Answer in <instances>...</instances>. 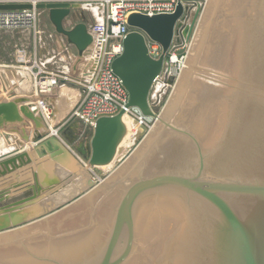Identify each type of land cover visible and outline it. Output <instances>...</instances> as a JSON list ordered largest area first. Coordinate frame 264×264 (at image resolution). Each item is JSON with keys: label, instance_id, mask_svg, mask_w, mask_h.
Instances as JSON below:
<instances>
[{"label": "water", "instance_id": "95a60500", "mask_svg": "<svg viewBox=\"0 0 264 264\" xmlns=\"http://www.w3.org/2000/svg\"><path fill=\"white\" fill-rule=\"evenodd\" d=\"M74 1L7 0L0 10L46 11L60 48L82 57L93 41L92 24L67 25ZM188 10L178 1L171 13L127 17L131 30L111 64L127 92V108L158 117L150 93L173 43L192 33L199 7L185 24ZM148 39L161 46L159 57L149 54ZM255 85L249 119L227 154L204 156L160 116L128 160L92 191V169L113 160L125 134L124 110L96 119L83 164L50 134L37 111L0 89V129L12 125L20 137L17 125L27 126L37 143L0 161V187L26 173L18 169L27 165L39 180L40 165L56 155L73 162L65 176L48 184L39 180L42 194L10 201L34 186L0 190V233L46 217L88 191L48 218L0 234V264H264V58ZM51 142L55 149L45 151ZM70 188L63 200L48 203ZM30 207L34 211L26 213Z\"/></svg>", "mask_w": 264, "mask_h": 264}, {"label": "rangeland", "instance_id": "374dc122", "mask_svg": "<svg viewBox=\"0 0 264 264\" xmlns=\"http://www.w3.org/2000/svg\"><path fill=\"white\" fill-rule=\"evenodd\" d=\"M1 1L5 2L7 0H0V2ZM210 1L211 0H184V4L189 7V10L186 13V17L183 21V23H185V24H189L191 22V19L194 15V12L199 7V11H198V14H197L194 26H193L192 33L188 39L189 47L185 48L184 53L182 54V57L179 55V56L175 57V59H173V56L174 55L176 56L177 54H175L173 52V50L171 49L169 54H167L166 65L164 67V70H163L162 74L160 75V77L157 79V81L154 83L152 90H151V93H150V104H151V107L154 110V112L158 115V117L161 116L177 132H179L189 143H191L198 151L203 150V148H204L203 147L204 146L203 141L205 140L206 135L210 134V133H213V135L215 134V131L213 132V130H211L209 128L210 127L209 125L213 124L214 120L216 121V123L221 122V120H218V122H217L216 118H219V117L221 118L222 116L226 115L227 110H228L229 105H230V103H229L230 99L234 95V93H231L229 98H228V90H229V87H231L232 83H235L236 80L238 83V80L240 79V75H241V71H242L241 70V67H242V64H241L242 49L245 45V41L247 42L246 36H248V34H249V32L246 29H249V31H251V19H252L251 17L252 16H250V15H252L251 10H253L251 6H253L252 4L255 3L256 0H253V1L252 0H248V1L246 0L247 3H246V1L244 2V0H239V3H237V4L240 5V3H241V5H240L241 7L238 5L239 6L238 10H237V8H235V7H237L236 5H234L233 7H230L229 4L231 2H229V0H227L229 4L227 3V1H225V3H223L224 0H214V4L213 5L211 4V6L209 5ZM99 2H100L99 0H88V1L87 0H75L74 1L75 6L72 9L71 16L68 18L67 22L68 23L75 22V20L77 18H79L81 15H83L85 18H87L89 16H93V15H95V13H94L95 9H97V11L99 13V11L102 9V6H103L102 2H100V3ZM243 2L246 3L245 6L243 5L244 4ZM226 5H228V6H226ZM209 6L211 9L208 10ZM242 6H244L245 8H243ZM95 7H97V8H95ZM228 7H230V8H228ZM233 8H235V9H233ZM246 8H248V9H246ZM236 10H237V12L235 15ZM41 11L42 10H39V12H41ZM104 11H105V6H104ZM248 11L250 12L249 15H248ZM43 12H45V11H43ZM241 12L242 13L244 12V13L242 14ZM221 13H223V14H221ZM240 13L243 16H241ZM230 14L231 15L234 14V15L231 16ZM225 15H226V17H225ZM40 16L47 17L46 13L41 14ZM235 16H237V17H235ZM223 17H225L224 18L225 20L222 19ZM244 17L246 19H244ZM218 18H220L219 21L221 20L220 23H222V25L224 23L225 27L230 28V26H231L230 30L231 29L233 30V32H232L233 35H231L232 36L231 38L234 40V41L233 40L230 41L232 44L231 46H230V44H227V42L228 43H230V42L228 41V39L226 40V38L224 39L226 42L221 41V40L219 41V43H222L221 49H222V47L224 48V46H225V48L223 49L225 53L222 52V54L225 57L224 59H226V61L224 63L226 65L222 64V66H217V65H214L213 63L209 64V62H206V61L200 62L201 60L198 61L196 56L194 54H191L193 41H195V42H193V45L199 44L200 42L205 43V42H207V39L208 40L210 39L211 41L213 40V42H214V40H215L214 37H216L215 36L216 33H214V34L212 33V35L211 34L209 35L208 32L210 30L211 31L213 30L212 26L215 25L216 20H218ZM248 18H250V20ZM231 19H234V20H231ZM243 19L245 22L242 21ZM227 20H230V21L227 22ZM235 20H238V21H236V24H235ZM205 22H207V23H205ZM212 22H214V23H212ZM247 22H248V24H247ZM237 23H239V24H237ZM226 24H229V25H226ZM245 25H246V27H245ZM37 29H38V24H37L35 30H32V29H29V30H31L32 33L34 34L37 31ZM207 29L209 30L208 32H207ZM3 30H15L16 31V30H28V29H24V28H22V29H0V31H3ZM200 30L201 31L204 30V31L201 32ZM205 30H206V32H205ZM247 32H248V34H247ZM223 33H224V31H223ZM221 34H222V32H220V35ZM222 35H225V34H222ZM197 38L200 40H198ZM58 43L55 45V49L57 52L59 51V54H60L57 58L58 62L61 65L60 67L62 68V69H60L61 70L60 72L47 71L40 64V62L38 61V59L35 55L31 56L30 58H27V55L25 54V52L23 50H21L19 54L17 53V56H16L17 62H14L13 64H11L13 66L12 67L13 72L11 74L6 76L5 72H4L5 70L3 67L4 65H2L0 63V86L6 92L5 95L8 96L9 98H11V99L13 98L16 100H22L29 105L33 104L34 110H36L38 112V114L42 117L46 127H48V129H50L49 132H54V134H51V133L50 134L55 136L58 139L61 138L62 141H64L65 146L69 148V150L76 157V159L79 162L85 164L87 162L89 152H90L89 141H90V137H91V133H92V127L85 125L84 123H82L81 121H79L77 119H69V115L73 111L75 105L71 108L70 112L68 113L66 118H64L63 120L58 121V120L53 119V117H52L53 113L52 112L55 108V106H54L55 104L53 102H51L50 99L48 100V98H49L48 92H50V90L52 88L58 86L60 84V81L57 80V82L54 85L49 86V87H45V88H42L39 84L41 81L40 77H45V76L50 77L51 74H53V75H59L60 78H62L64 80V83L68 85L69 90L75 89L79 84H82L83 82L75 79V77L72 75L85 76L84 75L85 73H89V72L91 73L93 71V67L95 64V58L92 57L91 55H87V54L85 55V51L91 45L84 51V53L82 55L83 57L81 58V60H79L80 57L77 56V53L73 48L71 49L70 52H68L66 50H63L62 48L60 49L61 46H59ZM179 43L180 42H175L176 45L173 47V49H178L177 46ZM226 44L229 47H227ZM90 49L92 50V46ZM231 49H232V52H231L232 55H231V60L228 64V69H229L228 70L227 69V62H228L227 60H228V57L230 54H228L227 52H230L229 50H231ZM219 54H218V57L220 58L222 56V54H221V56H219ZM0 56H1L2 60H5V58L8 59L7 54L4 51L0 50ZM181 61L182 62L187 61L186 65L188 64V61L190 62L189 63L190 64L189 70L187 72L183 73V77L185 74L190 73V75H189L190 77H188V75H185L186 76L185 78H187V79H185V81L183 82V84L185 83L184 85L183 84L181 85V83H179V84L176 83L179 79L178 76H181L182 72H183L182 71L180 75L178 74V72H180L179 66L182 65ZM216 66H217V68H215ZM185 68H186V66H185ZM185 68H184V70H185ZM212 68H214V69H212ZM208 70H209V72H208ZM230 70H231V72H230ZM192 76L196 79V81L191 82ZM13 78L16 80L15 82H14ZM206 82L208 84H210L211 86L213 84H216L217 89L219 88L218 91H220V89H224V90H222V92L225 96L222 95V92H221V94L219 93L220 95H222V99L220 98L221 100L219 101L218 98L215 99V97H214L215 92H214L211 100H213V99H215V100H213V103L211 105L209 104L210 108H211V106H212V108L207 109L210 112L207 110H206L207 112L202 110L200 112L201 115L199 116V114L197 115L196 111H194V110H198V108H199V107H196L199 104L198 102H200V100L198 98V97H200L199 94L201 95L200 98H202V96L204 94H206V93H203V89H205V87H203V86L208 85ZM176 84H177V87L175 88ZM193 84H198V85L196 86ZM200 84L202 85V88H201ZM187 85H189V86H187ZM216 85H214V89H215ZM190 86H192L194 90L192 88H189ZM174 88H175V90H174ZM186 88H188V89H186ZM185 89H186V91H185ZM195 89H198V90H195ZM200 89H202V90H200ZM214 89H212V90H214ZM191 91L194 92V94L197 92L198 96H195L196 94L194 95ZM198 91H199V93H198ZM201 92L203 93V95ZM55 93L56 94L59 93L60 96H62V94H63V93H61V90H59V89L55 90ZM68 93H70V91H66L65 94H68ZM190 93L192 96L190 95ZM208 95H210L209 97L212 96V94H209V93H208ZM220 95H219V97H221ZM189 97L191 99H189ZM226 97L228 98V100ZM222 101H223V103H222ZM220 102L222 103L221 105H220ZM215 103L217 105L219 103V107ZM183 104L189 105V107L184 105V107L182 108ZM200 104H201V102H200ZM227 104H228V106H227ZM193 105L195 106V109L192 111V109L194 108ZM221 106H223V107L221 108ZM216 108L218 111H216ZM169 109H170V111H169L170 114L168 113ZM182 110H185V111L182 112ZM187 110H188L189 115L186 113ZM166 111H167V114H164V113H166ZM215 112H219L220 115L218 114L216 116L217 113H215ZM212 113H215V114H212ZM190 114L192 115V117ZM202 114H204V116ZM184 115L186 117H188V120L190 122L187 121V119ZM183 116H184V118H183ZM49 117H51V118H49ZM214 117H215V119H214ZM190 118H191V120H190ZM211 119H213V120H211ZM74 120L80 122L82 127L80 128L79 132L77 131V133H75V132L71 131V133H70V130H71L70 125ZM156 121H157V119H155V118L146 117L145 124H143L142 122H139V121L131 118V116H128L127 114H125V117L123 118V123H124L125 128H126L125 134H124L122 140L120 141V143L118 145V149H117V152H116L113 160L107 165L98 166L96 169H92V173H93L94 180H95V185L97 184L95 187H98L104 180H106L112 173H114L120 166H122L128 160V158L140 146V143L143 142V139L150 132V130H151V128H149L150 125H154L156 123ZM137 122L140 123V126L138 128L135 127ZM205 122H206V124H205ZM194 123H195V126H197V124L199 123L197 126V128L198 127L199 128L197 130H196V127L193 128ZM200 123H201V125H200ZM18 126H22L23 129L25 130L23 125H17V127ZM191 126L193 129H190ZM207 129H209L210 131L207 132L208 131ZM199 131H201L203 133V135ZM204 132L206 133V135ZM208 136H210V135H207V137ZM199 137H201L200 140H199ZM202 137L204 140L202 139ZM23 140L25 142L27 141L26 146H29V147L33 143L32 140H29V137H26ZM26 146H24V147L26 148ZM199 152L201 153V151H199ZM47 154L49 155L50 152ZM49 163L50 162H46L43 164L48 165ZM71 167L72 168H68L69 169L68 170V169H66L67 166H65L66 170H64V168L61 170L62 172H64L63 173L64 176L67 173H69L71 171V169H73V163L71 164ZM41 172H43V171H41ZM42 176L43 175L41 174V178H42ZM61 176H62V174L61 175L59 174V177H61ZM41 178L39 180H41ZM47 178L51 179L54 177L49 176ZM39 180H38V186L41 187ZM41 182H42V180H41ZM78 182H79V180H78ZM75 186H77L79 189L78 184ZM94 188H92V190ZM73 190H74V188H70V191L73 192ZM70 191H69V194L71 193ZM66 192H68V191H65L64 193H66ZM86 192H88V191H86ZM86 192H82L80 195L74 197V199L69 201L68 202L69 204L66 206H70L71 204L75 203L77 200H79L80 198L85 196ZM54 197L55 196H53L51 198H54ZM65 197H67V195ZM59 200H63V198L58 199L57 201H59ZM55 201H53V202H55ZM49 204H51V201ZM30 208H32V207H30ZM59 210H62V208H60ZM59 210L57 212H59ZM41 219L42 218H39V219L38 218L31 219L30 218V220L27 221L26 223H24V225L22 224L21 227L13 228L9 231L26 227L28 225L33 224V221L36 222V221L41 220ZM9 231H5V232H9ZM5 232H2V233H5ZM2 233H0V234H2Z\"/></svg>", "mask_w": 264, "mask_h": 264}, {"label": "bare ground", "instance_id": "6f19581e", "mask_svg": "<svg viewBox=\"0 0 264 264\" xmlns=\"http://www.w3.org/2000/svg\"><path fill=\"white\" fill-rule=\"evenodd\" d=\"M23 1V0H22ZM101 1V0H100ZM225 1H227V0H224V2L223 3H225ZM246 0H244V2H245ZM248 1V0H247ZM247 1H246V3H247ZM253 1V0H252ZM229 2H231L230 4L228 3V1H227V3L230 5V7H233L234 5H236L237 7H235V8H237V10H238V8H239V6L241 5V3H240V5L239 4H237V3H239V0H229ZM241 2V1H240ZM243 2V3H244ZM222 3V4H223ZM242 3V4H243ZM246 3H244L243 5L245 6V4ZM103 4V3H102ZM211 4L213 5L214 4V0H211L210 1V6H211ZM224 5V4H223ZM239 5V6H238ZM253 6H251L252 7V9L253 10H251V12H252V15H250V16H252L251 18V31H249V29H246L248 32H249V34H248V32H247V34H248V36H246L247 37V42L245 41V45H244V47H243V49H242V60H241V64H242V67H241V75H240V79L238 80V83H237V80H236V82L235 83H232V85H231V87H229V90H228V98H229V96H230V94L231 93H234V95L232 96V98L230 99V105H229V108H228V110H227V113H226V115L225 116H222L221 118L219 117V118H216L217 119V122H218V120H221V122L220 123H216V121L214 120V122H213V124H210L209 126V128L211 129V130H213V132L215 131V134L213 135V133H210V134H207V135H210V136H208L207 137V135H206V131L204 132L205 133V135H206V138H205V140L203 139V137H202V139L204 140H202L203 141V150H199V151H201V154H203L204 156H213V155H220V154H227L229 151H230V149H231V147L233 146V144H234V142L236 141V139H237V137L239 136V134H240V132L242 131V129H243V127L245 126V124H246V122L248 121V119H249V113H250V111H251V109H252V103H253V97H254V93L257 91L256 90V85H255V81H256V78H257V76H258V74L260 73V71H261V69H262V63H263V58H264V0H256L255 1V3H253L252 4ZM97 6V5H96ZM210 6H209V8H208V10L209 9H211L210 8ZM226 6H228V5H226ZM244 6H242L243 8H245ZM248 6V5H247ZM230 7H228V8H230ZM241 7V6H240ZM95 8H97V7H95ZM227 8V7H226ZM235 8H233V9H235ZM196 9V8H195ZM220 9V8H219ZM246 9H248V8H246ZM226 10V9H225ZM237 10L235 11V15H236V12H237ZM243 10V9H242ZM101 11V10H100ZM99 11V13H101ZM216 11V10H215ZM221 11V10H220ZM234 11V10H233ZM245 11V10H244ZM230 12V11H229ZM94 13L95 14H99L98 13V11H97V9H95V11H94ZM211 13V12H210ZM242 13V12H241ZM241 13H240V15H241ZM244 13V12H243ZM242 13V14H243ZM221 14H223V13H221ZM247 14V13H246ZM245 14V15H246ZM250 14V12L248 11V15ZM227 15V14H226ZM226 15H225V17H226ZM231 15V14H230ZM234 15V14H233ZM233 15H231V16H233ZM216 16V15H215ZM230 16V17H231ZM241 16H243V15H241ZM247 16V15H246ZM101 17V16H100ZM221 17V16H220ZM225 17H223L222 19H224ZM235 17H237V16H235ZM248 17V16H247ZM217 18V17H216ZM240 18V17H239ZM100 19V18H99ZM219 19L220 18H218V20H216V23H215V25H213L212 27V31L210 30H208L207 29V32L209 33V35L211 34L212 35V33L214 34V33H216L215 34V36L216 37H214V42H213V40L211 41L210 39L208 40L207 39V42H205V43H201L200 41V43L199 44H194L193 45V42H195V41H193L192 42V53L191 54H194L195 56H196V58H197V60L199 61V60H201L200 62H202V61H206V62H209V64L210 63H213L214 65H217V66H222V64H224L225 63V61H226V59H224L225 57H224V55L222 54V52L223 53H225L224 52V48H225V46H224V48L222 47V49H221V44L222 43H219V41L221 40V41H225L224 39L226 38V40L228 39V41L230 42L231 40H233L231 37V35H233V30L231 29L230 30V28H231V26H230V28H228V27H225V25H224V23H223V25H222V23H220V21H219ZM235 19V18H234ZM234 19H231V20H234ZM244 19H246L245 17H244ZM244 19L242 20V21H244ZM249 20H250V18H248ZM225 20V19H224ZM100 21V20H99ZM214 21V20H213ZM218 21V22H217ZM230 20H227V22H229ZM236 21H238V20H235V24H236ZM247 21V20H246ZM226 22V23H227ZM232 22V21H231ZM241 22V21H240ZM245 22V21H244ZM205 23H207V22H205ZM212 23H214V22H212ZM233 24V23H232ZM231 24V25H232ZM237 24H239V23H237ZM245 24V23H244ZM247 24H248V22H247ZM226 25H229V24H226ZM203 26V25H202ZM234 26V25H233ZM245 27H246V25H245ZM209 28V27H208ZM211 28V27H210ZM248 28V27H247ZM200 29V28H199ZM201 31V30H200ZM204 30H202L201 32H203ZM223 31H224V33H223ZM205 32H206V30H205ZM220 32H222V34H225V35H220ZM199 33V32H198ZM202 34V33H201ZM200 34V35H201ZM203 35V34H202ZM226 36V37H225ZM230 36V37H229ZM241 36V35H240ZM201 38V37H200ZM198 39V38H197ZM230 39V40H229ZM198 40H200V39H198ZM234 41V40H233ZM226 42V41H225ZM198 43V42H197ZM233 43V42H232ZM244 43V42H243ZM227 44H230V46L232 45L231 44V42L230 43H228L227 42ZM226 44V45H227ZM185 45L187 46V47H189V45H188V40L185 42ZM227 47H229L228 45H227ZM228 49V48H227ZM230 52H227L228 54H230L229 55V57H228V62H227V69H228V64H229V62H230V60H231V52H232V49L231 50H229ZM217 53V54H216ZM220 53V54H219ZM218 54H219V56H221V54H222V56L219 58L218 57ZM217 55V56H216ZM194 56V57H195ZM193 57V56H192ZM195 58V59H196ZM173 59H175V56H173ZM196 60V61H197ZM186 62L187 61H184L183 62V64L181 65V66H179V71L180 72H178V74L180 75L181 74V72H182V75L181 76H178V81L176 82L177 84H179V83H181V85L183 84V82L185 81V79H187V78H185L186 76L185 75H188V77H190L189 75H190V73L189 74H185L184 75V77H183V73H185V72H187L188 70H189V66H190V62L188 61V66L186 65ZM205 65V64H204ZM224 65H226V64H224ZM223 65V66H224ZM185 66H186V68H185ZM217 66L215 67V68H217ZM184 68H185V70H184ZM220 68V67H219ZM226 68V67H225ZM230 68V67H229ZM206 69V68H205ZM212 69H214V68H212ZM220 70V69H219ZM218 70V71H219ZM229 70V69H228ZM214 71V70H213ZM227 71V70H226ZM208 72H209V70H208ZM230 72H231V70H230ZM192 75V74H191ZM201 75V74H200ZM199 76V75H198ZM214 76V75H213ZM219 76V75H218ZM226 76V75H225ZM236 76V75H235ZM200 78V77H199ZM206 78V77H205ZM204 79V78H203ZM208 79V78H207ZM212 79V78H211ZM228 79V78H227ZM194 81H196V79L192 76V78H191V82H194ZM199 81V80H198ZM202 81V80H201ZM208 81V80H207ZM223 81V80H222ZM235 81V80H234ZM43 82H45V83H43ZM42 83L43 84H50L51 82L50 81H48V80H44ZM232 82V81H231ZM42 83H40L41 85H42ZM207 83V82H206ZM216 83V82H215ZM225 83V82H224ZM177 84L175 85V88L177 87ZM185 84V83H184ZM183 84V85H184ZM191 84V83H190ZM189 84V85H190ZM202 84V83H201ZM200 84V85H201ZM208 84V83H207ZM220 84V83H219ZM189 85H187V86H189ZM193 85H198V84H193ZM203 85V84H202ZM202 85H201V88H202ZM214 85H216V84H213L212 86L210 85V84H208V85H206V86H203V87H205V89H203V93H206V94H204L203 95V93H202V98H200L201 97V95L199 94V96L200 97H198L199 98V100H200V102H201V104H200V102H198L197 104L199 105H195L196 107H199L198 108V110H194L195 109V106H194V108L192 109V111L194 110V111H196V113H197V115L199 114V116L201 115L200 114V112L203 110V111H206L207 109H211L212 108V106H211V108H210V106H209V104L211 105L212 103H213V100H215L216 98H218L219 99V101L222 99V95H224L223 94V92H222V90H224V89H220V91H218V89H217V85L215 86V89H214ZM186 86V85H185ZM175 88H174V90H175ZM189 88H192L193 89V87L192 86H190ZM214 89V90H212V89ZM222 88V87H221ZM186 89H188V88H186ZM186 89H185V91H186ZM217 89V90H216ZM194 90V89H193ZM195 90H198V89H195ZM200 90H202V89H200ZM192 92V91H191ZM215 92V93H214ZM221 92H222V95H220L221 94ZM227 92V91H226ZM193 94H194V92H192ZM198 93H199V91H198ZM208 93L209 94H212V96L211 97H209L210 95H208ZM213 93H214V97H215V99H213V100H211V98L213 97ZM220 93V94H219ZM196 94V95H195ZM194 95L195 96H198L197 95V92L195 93ZM190 95H191V93H190ZM219 95L221 96V97H219ZM6 96V95H5ZM192 96V95H191ZM225 96V95H224ZM223 96V97H224ZM227 96V95H226ZM188 97V96H187ZM204 97V98H203ZM195 98V97H194ZM221 98V99H220ZM227 98V97H226ZM228 98H227V100H228ZM189 99H191L190 97H189ZM217 99V100H218ZM196 100V99H195ZM194 100V101H195ZM192 102V101H191ZM190 102V103H191ZM187 103V102H186ZM189 103V104H190ZM222 103H223V101H222ZM221 102H220V105L222 104ZM216 104V103H215ZM184 105H186V104H183V106H182V108L184 107ZM217 105V104H216ZM215 105V106H216ZM186 106H188L189 107V105H186ZM185 106V107H186ZM218 107H219V103H218V105H217ZM227 106H228V104H227ZM33 110H34V105H31L30 106ZM223 106H221V108H222ZM170 108V107H169ZM181 108V109H182ZM186 109V108H185ZM167 110V109H166ZM221 110V109H220ZM34 111H36V110H34ZM169 111H170V109L168 110V113H169ZM185 110H182V112H184ZM207 111H209V110H207ZM206 111V112H207ZM214 111V110H213ZM216 111H218L217 110V108H216ZM181 112V111H180ZM210 112V111H209ZM220 112V111H219ZM219 112H215V113H217L216 114V116L219 114ZM186 113L188 114V110L186 111ZM193 113V112H192ZM215 113H212V114H215ZM164 114H167V111H166V113H164ZM170 114V113H169ZM181 114V113H180ZM185 114V113H184ZM194 114V113H193ZM207 114V113H206ZM182 115V114H181ZM189 115V114H188ZM187 115V116H188ZM191 115V114H190ZM196 115V114H195ZM194 115V116H195ZM203 116H204V114H202ZM220 115V114H219ZM129 116V115H128ZM185 116V115H184ZM184 116H183V118H184ZM193 116V117H194ZM215 116V117H216ZM125 117V114L123 113V115H122V121H123V118ZM186 117V116H185ZM190 117V116H189ZM191 117H192V115H191ZM213 117V116H212ZM215 117H214V119H215ZM228 117V118H227ZM131 118H133V119H135L134 117H131ZM145 118V120H146V117H144ZM143 117H141V119H144ZM149 118H155V119H157L158 120V118L159 117H149ZM196 118V117H195ZM186 119H187V121H189L188 120V117H186ZM210 119V118H209ZM136 120V119H135ZM190 120H191V118H190ZM198 120V119H197ZM211 120H213V119H211ZM137 121H139V119H137ZM226 121V122H225ZM139 122H142V120L141 121H139ZM139 122H137L136 123V128H138L139 126H140V123ZM185 122V121H184ZM190 122V121H189ZM202 122V121H201ZM192 123V122H191ZM199 124V123H198ZM198 124H197V126H198ZM205 124H206V122H205ZM217 124V125H216ZM194 125V126H193ZM192 126H193V128L194 127H196V130L199 128H197V126H195V123L193 124ZM200 125H201V123H200ZM222 125V126H221ZM154 125H150V127L149 128H151L152 129V127H153ZM189 126V125H188ZM192 126H191V128L190 129H193L192 128ZM207 126V125H206ZM214 127V128H213ZM18 128V127H17ZM32 130V129H31ZM50 130V129H49ZM208 131L207 132H209L210 130L209 129H207ZM223 130V131H222ZM33 132V131H32ZM199 132H201V131H199ZM51 133V132H50ZM53 134H54V132H52ZM202 133V132H201ZM198 134V133H197ZM201 135V134H200ZM202 135H203V133H202ZM22 136H20L19 138H21ZM31 137H32V135H31ZM146 138V137H145ZM144 138V139H145ZM200 138L201 137H199V140H200ZM6 139V138H5ZM144 139H143V141H144ZM197 142V141H196ZM52 143V142H51ZM53 144V143H52ZM141 144V143H140ZM199 144V143H198ZM200 146V145H199ZM202 146V145H201ZM46 147V146H45ZM51 148H53L52 146H51ZM202 149V148H201ZM45 151H47V149H44ZM50 152V151H49ZM49 152H47V153H49ZM57 157H58V155H57ZM61 157V156H60ZM62 160L60 161V163L58 162V163H56L55 165H54V163H52V161H50L51 163H52V165H51V163H49L48 165L46 164V166H45V168H44V173H43V175L44 176H46V178L47 177H49V176H53V177H55V174L54 173H58V175L60 174H62V175H64L63 173L64 172H62L61 170L64 168V170H66V169H68V168H72L71 167V164L73 163L71 160H69V159H67L66 157H62L61 158ZM65 166H67V168L65 169ZM53 170V171H52ZM69 170V169H68ZM52 172V173H51ZM51 173V174H50ZM101 182V181H100ZM80 184H82V180L81 179H79V183H78V186L80 187L81 185ZM97 185V184H96ZM95 185V186H96ZM94 186V187H95ZM76 188H77V186H75ZM96 188V187H95ZM94 188V189H95ZM92 190V189H91ZM70 192H72V191H70ZM91 192V191H90ZM68 196L69 195V191L68 192H66V193H61V194H59V195H57V196H55L54 198H50V200L48 199V203H50V201L51 202H53V201H57L58 199H64V197L65 196ZM74 202V201H73ZM66 207H68V206H66ZM66 207H64V208H66ZM64 208H62V209H64ZM34 209H35V207H32V208H30V210L28 209V211H34ZM28 211H26V213L28 212ZM59 211H61V210H59ZM25 212V211H24ZM55 213H57V211L55 212ZM55 213H51L50 215H47L46 217H43L41 220H43V219H45V218H48V217H50L51 215H53V214H55ZM29 216V215H28ZM33 218H35V217H33ZM1 219V218H0ZM1 221V220H0ZM38 221H40V220H38ZM38 221H36V222H38ZM35 221H33V223H36ZM32 223V222H31ZM6 233V232H5Z\"/></svg>", "mask_w": 264, "mask_h": 264}, {"label": "built area", "instance_id": "2783aa9c", "mask_svg": "<svg viewBox=\"0 0 264 264\" xmlns=\"http://www.w3.org/2000/svg\"><path fill=\"white\" fill-rule=\"evenodd\" d=\"M61 0H25L35 5L38 2H54ZM100 1V0H99ZM184 3V0H101L105 6L101 21L90 25L92 35V54L95 58L93 75L83 82V93L76 103L69 119H77L93 128L97 118L101 116H114L124 110V114L134 117L136 120H142L143 116L137 108L126 107L128 95L123 87L121 80L113 73L111 69L112 61L122 52V39L131 30L127 24V17L131 13H144L148 15L171 13L174 11L177 2ZM39 10L17 9L0 10V29H32L37 26ZM171 49L177 56L184 53L185 42L178 44V49ZM149 54L157 58L160 56L161 46L150 39L147 40ZM168 52V54H169ZM183 64V62L181 61ZM59 75L51 74L50 77H40L42 83L44 80L50 81V84H39L42 88L54 85L57 80H63ZM143 117L144 119H141Z\"/></svg>", "mask_w": 264, "mask_h": 264}, {"label": "crops", "instance_id": "0c3cea01", "mask_svg": "<svg viewBox=\"0 0 264 264\" xmlns=\"http://www.w3.org/2000/svg\"><path fill=\"white\" fill-rule=\"evenodd\" d=\"M100 12L101 13L95 14L93 16H89L87 18H85L83 15H81L79 18H77L75 20V22L83 21V22H86L90 25V24L98 22L99 20L101 21L102 15L104 12V5L102 6V9ZM44 13H46V15H47L46 11L45 12H43V11L39 12L38 20H37L38 21L37 22L38 29L34 34L29 29L28 30H16V31L15 30L0 31V50L6 52L7 58H8V59L5 58V60H2V58L0 56V63L2 65H4L3 67L5 70L4 72H5L6 76L13 72L12 71L13 66L11 64H13L14 62H17L16 56H17V53L19 54L21 50H23L25 52V54L27 55V58H30L31 56L35 55L37 57L38 61L40 62V64L47 71H52V72H60L61 71L60 70V69H62L60 67L61 65L57 60V58L60 54H59V51L57 52L55 49V45L61 41L58 40V38L56 37V35L54 33V29L48 20V16L47 17L40 16L41 14H44ZM75 22H71V23L67 22V25L68 24L71 25ZM90 48H91V46L85 51V55L86 54L87 55L92 54V50ZM82 57H80L79 60H81ZM94 66H95V64H94ZM84 75L85 76H82V75H72V76H74L75 79H77L79 81L86 82L91 78L92 72L91 73L90 72L85 73ZM13 80H14V82L16 81L14 78H13ZM59 81H60V84L58 86L52 88L50 90V92H48V97H49L48 100L50 99V101L55 104L54 105L55 108L52 112L53 113L52 114L53 119L61 121L64 118H66V116L70 112L71 108L74 105H76V103L78 102V100L80 99V97L83 93V88H82V85L77 82L79 85L75 89L69 90L68 85L64 83V80H59ZM57 88L59 90H61V93H63L64 95L62 94V96H60L59 93L56 94L55 90H58ZM0 89L3 91L4 94L6 93L1 88V86H0ZM66 91H70L71 94L70 93L65 94ZM6 97H8V96H6ZM12 100H16V99L12 98ZM31 105H33V104H31ZM49 118H51V117H49ZM81 127H82V125L80 124V122L74 120L70 125V129H71L70 133H71V131H73L75 133H77V131L79 132ZM12 128H13L12 125H7L4 128L0 129V161L4 160L6 158H9L11 156H14L15 154H18L19 152H22L23 150L28 148L29 146H26L27 141L25 142L23 140L24 138L29 137V140H32L31 135L33 133L32 132L33 130L29 129L27 126H24L25 130L23 129L22 126H18V129L22 133L21 138L17 137L11 131ZM51 134H53V133L51 132ZM6 135H8V138L5 139ZM59 140L62 142V144H64V141H62L61 138H59ZM35 144H37V143H32L30 146H34ZM24 146H26V148ZM51 146L54 148V145L52 143H48V144H46V147H44V149L50 148ZM64 146H65V144H64ZM66 148L69 150L68 147H66ZM62 157H66V156H64V155H58V157H57V155L54 156L52 158V163H54V165L58 162L60 163V161L62 160L61 159ZM52 163H51V165H52ZM45 166H46L45 164L40 165L41 171H43L42 175L44 173ZM18 171L21 173L26 171V173H23V175L16 180L10 181L7 184L2 185L0 187V190H4L7 188L13 189L15 186H18V185H25V186L32 185L34 187L30 191H27V192L22 193V194H18L16 197L11 199L10 201L16 200L18 198H21V197H24V196H27L30 194L39 195L45 191L43 187H40L41 190H38V180H36V178H34L33 171L29 168L28 165L21 168V169H18ZM54 174H55V177L51 178V180H55V179L61 178L63 176L62 175L61 177H59V175H57L58 174L57 172ZM47 179L48 178H46V176H44V175L41 178L42 182L45 184H48V182H49V179L48 180Z\"/></svg>", "mask_w": 264, "mask_h": 264}]
</instances>
